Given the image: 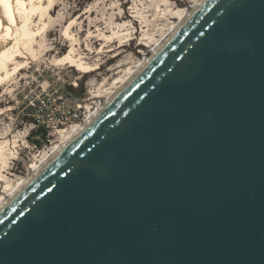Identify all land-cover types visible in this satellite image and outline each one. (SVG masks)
I'll return each instance as SVG.
<instances>
[{"label":"water","instance_id":"obj_1","mask_svg":"<svg viewBox=\"0 0 264 264\" xmlns=\"http://www.w3.org/2000/svg\"><path fill=\"white\" fill-rule=\"evenodd\" d=\"M0 264H264V0H200L0 205Z\"/></svg>","mask_w":264,"mask_h":264},{"label":"rangeland","instance_id":"obj_2","mask_svg":"<svg viewBox=\"0 0 264 264\" xmlns=\"http://www.w3.org/2000/svg\"><path fill=\"white\" fill-rule=\"evenodd\" d=\"M197 2L52 0L29 59L0 81V200L72 126L107 99L115 81L143 61L180 21L183 10ZM70 50L93 70L64 62ZM66 105L80 111L79 119L56 129L52 122ZM39 127L47 129L46 139L36 132Z\"/></svg>","mask_w":264,"mask_h":264},{"label":"bare ground","instance_id":"obj_3","mask_svg":"<svg viewBox=\"0 0 264 264\" xmlns=\"http://www.w3.org/2000/svg\"><path fill=\"white\" fill-rule=\"evenodd\" d=\"M200 0L196 4L199 3ZM52 0H0V81L5 80L7 76L13 71H16L24 65V62L29 59L28 53L33 52L35 36L39 33L44 26L45 17L49 15L47 11L48 6ZM196 5L190 8L194 9ZM190 8L183 10L180 21L173 26L176 29L182 20L186 17ZM68 28V27H67ZM66 28V31H67ZM172 31L166 35V38L172 33ZM163 38L156 47L148 51L153 53L159 48V45L166 40ZM72 47V46H71ZM70 47V49H71ZM74 48V47H73ZM31 55V54H30ZM32 56V55H31ZM146 56V55H145ZM145 60V58H144ZM141 61L134 69L128 70L127 74L117 79L115 82L117 87L113 91L109 92V96L104 102L94 110L89 112L84 120L79 124H75L71 133L67 137L63 138L59 144L55 145L49 152L45 153L44 156L38 161V163L30 168V171L35 174L38 173V168L48 161L50 155H54L55 152L63 146L67 141L72 140V138L79 133L82 128L89 123L93 115L98 111L99 107L104 105L111 97H113L118 90H120L130 78L137 72L142 63ZM89 61V60H88ZM64 62L70 63L71 66H77L82 70H91L93 65L87 63L83 60H79L70 50L65 58ZM93 70V69H92ZM31 174V173H30ZM29 177V176H28ZM28 177L21 182L15 190L7 196L15 193L16 190L21 188L27 181ZM6 197L1 198L0 205L4 202Z\"/></svg>","mask_w":264,"mask_h":264},{"label":"built area","instance_id":"obj_4","mask_svg":"<svg viewBox=\"0 0 264 264\" xmlns=\"http://www.w3.org/2000/svg\"><path fill=\"white\" fill-rule=\"evenodd\" d=\"M59 103L64 104L63 101H59ZM59 106V105H58ZM79 110L76 112L73 111V109H70L68 105H66L64 108H62V111L60 113V116H58L57 121H53V125L56 129L60 128L61 125H66L73 120L79 119Z\"/></svg>","mask_w":264,"mask_h":264},{"label":"trees","instance_id":"obj_5","mask_svg":"<svg viewBox=\"0 0 264 264\" xmlns=\"http://www.w3.org/2000/svg\"><path fill=\"white\" fill-rule=\"evenodd\" d=\"M69 88L71 89V91H74V88H72V87H70L69 86ZM75 95H80V94H77V93H75ZM39 130H36V132H38L42 137H43V139L45 138L46 139V136H47V129L46 128H44V127H39L38 128ZM36 144L37 145H41L39 142H36Z\"/></svg>","mask_w":264,"mask_h":264}]
</instances>
